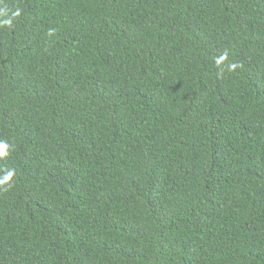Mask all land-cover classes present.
<instances>
[{
    "label": "trees",
    "instance_id": "1",
    "mask_svg": "<svg viewBox=\"0 0 264 264\" xmlns=\"http://www.w3.org/2000/svg\"><path fill=\"white\" fill-rule=\"evenodd\" d=\"M4 18L0 264H264V0Z\"/></svg>",
    "mask_w": 264,
    "mask_h": 264
},
{
    "label": "clouds",
    "instance_id": "2",
    "mask_svg": "<svg viewBox=\"0 0 264 264\" xmlns=\"http://www.w3.org/2000/svg\"><path fill=\"white\" fill-rule=\"evenodd\" d=\"M15 15H19V11H17V13H15ZM12 25V19L11 18H4V19H0V26H11ZM6 144H4L3 142H0V155H5L6 152L4 151V149L6 148Z\"/></svg>",
    "mask_w": 264,
    "mask_h": 264
}]
</instances>
